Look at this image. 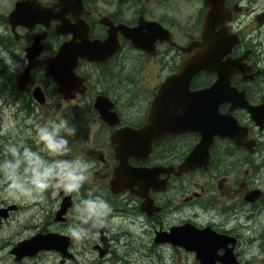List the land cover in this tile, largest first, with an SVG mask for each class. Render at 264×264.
Returning a JSON list of instances; mask_svg holds the SVG:
<instances>
[{
	"label": "flooded vegetation",
	"instance_id": "obj_1",
	"mask_svg": "<svg viewBox=\"0 0 264 264\" xmlns=\"http://www.w3.org/2000/svg\"><path fill=\"white\" fill-rule=\"evenodd\" d=\"M0 48L25 67L0 62V99L68 120L70 151L48 159L93 165L78 193L40 194L55 197L22 239L56 233L67 249L11 253L16 264H202L189 245L204 229L225 236L218 256L254 264L249 252L264 240V0H0ZM147 135L163 136L148 153ZM90 192L111 211L77 240L73 204ZM10 205L1 226L27 206L0 203Z\"/></svg>",
	"mask_w": 264,
	"mask_h": 264
},
{
	"label": "clouds",
	"instance_id": "obj_2",
	"mask_svg": "<svg viewBox=\"0 0 264 264\" xmlns=\"http://www.w3.org/2000/svg\"><path fill=\"white\" fill-rule=\"evenodd\" d=\"M43 58V55L39 57ZM0 62L13 73H23L25 70L24 65L3 48H0ZM76 133L77 128L64 119L37 124L33 139L39 146L38 150L21 143L6 144L4 158L0 160V176L25 196L39 195L50 186L66 194L78 193L88 180L92 163L79 157L72 160L46 158L68 153V137H73ZM110 211V205L103 197L94 196L90 192L86 198L73 204L75 222L68 228L69 235L77 240L87 238L106 226Z\"/></svg>",
	"mask_w": 264,
	"mask_h": 264
},
{
	"label": "rangeland",
	"instance_id": "obj_3",
	"mask_svg": "<svg viewBox=\"0 0 264 264\" xmlns=\"http://www.w3.org/2000/svg\"><path fill=\"white\" fill-rule=\"evenodd\" d=\"M0 160L4 158V146L11 143H21L27 146L30 141H34L35 128L37 124H43L47 119L45 109H36L35 115L29 117L27 112H20L15 108V104L5 105L3 99H0ZM37 116V117H36ZM59 122V120H55ZM39 147L34 141V148L38 150ZM48 159V157H46ZM54 194L41 195L33 194L31 196H25L17 188H13L11 185H0V203L3 201L16 203L22 202L25 206L24 209L15 212L13 216L6 221L0 227V264H16L15 257L11 254V249L20 240L26 238L32 233L28 226L32 223H39L43 220V211L51 207V201L49 199L54 198ZM46 198V199H45ZM39 201V205L35 202ZM252 230L249 231V234ZM257 234H264V227H257ZM256 244L249 254L254 255V264H264V248L260 246L264 245L263 238ZM148 264V263H147Z\"/></svg>",
	"mask_w": 264,
	"mask_h": 264
},
{
	"label": "water",
	"instance_id": "obj_4",
	"mask_svg": "<svg viewBox=\"0 0 264 264\" xmlns=\"http://www.w3.org/2000/svg\"><path fill=\"white\" fill-rule=\"evenodd\" d=\"M27 82V81H26ZM36 98L40 103H43L44 99L42 94L37 93ZM160 96L158 97V99ZM147 130L153 132L152 126H147ZM165 136V135H164ZM163 136L147 135V153L150 151V144ZM196 158L190 157L182 170H188L192 165L194 166ZM17 205H10L7 208L0 207V226L4 218L9 217V212L15 210ZM66 205L63 204V208L58 212V216H61L65 212ZM225 236L215 234L211 230L204 229L198 230L193 233V243L189 245L191 250L197 252V257L202 264H216L217 261L223 264H239L230 250L226 251L224 256H218L216 250L222 243H227L224 240ZM59 249L64 252L67 249V243L65 237L56 233L37 234L29 239L20 241L12 250L11 253L15 255L18 261L22 260L26 256H35L40 250Z\"/></svg>",
	"mask_w": 264,
	"mask_h": 264
},
{
	"label": "trees",
	"instance_id": "obj_5",
	"mask_svg": "<svg viewBox=\"0 0 264 264\" xmlns=\"http://www.w3.org/2000/svg\"><path fill=\"white\" fill-rule=\"evenodd\" d=\"M4 177L0 176V185L2 184Z\"/></svg>",
	"mask_w": 264,
	"mask_h": 264
}]
</instances>
